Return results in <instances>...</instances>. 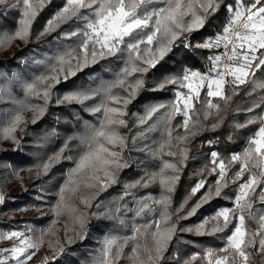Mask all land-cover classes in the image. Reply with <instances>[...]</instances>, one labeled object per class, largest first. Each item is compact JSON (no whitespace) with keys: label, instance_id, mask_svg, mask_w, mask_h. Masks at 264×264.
Returning a JSON list of instances; mask_svg holds the SVG:
<instances>
[{"label":"snow or ice","instance_id":"snow-or-ice-1","mask_svg":"<svg viewBox=\"0 0 264 264\" xmlns=\"http://www.w3.org/2000/svg\"><path fill=\"white\" fill-rule=\"evenodd\" d=\"M50 2L15 0L9 7L19 9L20 18L14 31L0 35V48L16 39L27 42L32 35L33 22ZM0 4H7V0H0ZM221 10L227 17L220 31L202 42L193 43V34L203 30ZM65 24L69 28L55 37L60 42V50L35 61L45 65V71L31 82H22L26 99L34 97L42 103L18 102L7 86L0 87V101L7 98L20 105L6 125L0 127V138L20 146L21 140L15 133L25 123L23 113L32 111V123L36 124L53 102L56 105H80L96 117V124L84 121L85 134L69 136L47 161L36 165L40 173L47 175L62 160L74 162L57 193V202L50 210L57 219L70 217L71 223L65 224L64 231H73L75 236L69 237L67 242L72 244L75 238L84 237L91 218L123 225V214L129 211H134L136 217L158 211L159 219L134 224L130 237L106 235L93 264H116L128 242L141 236L150 239L152 246L147 243L144 246L146 261L139 258V243L132 248L136 264H156L178 231L216 235L226 232L230 226V234L223 237L224 247L204 249L203 256L194 253L185 264L198 258L205 264H256L249 249H255L264 264V208L254 209L252 199L254 195L258 196L259 203L264 205V95L253 100L250 106L236 109L251 115L243 122L233 120L234 130L259 125L248 136L242 151L229 156L212 151L209 163L197 172L201 178L190 189L188 197L174 213L170 211L172 195L189 160V138L202 132H215L223 125L230 102L238 95L241 85H253L249 95L257 89L264 90V80L255 79L258 70L264 71V0H232L231 3L228 0H64L37 39L57 32ZM181 46L189 51H213L207 57L206 70L184 66L178 73L164 74L149 88L148 74L157 70ZM111 59L123 60L114 79L101 80L96 87H80L62 96L55 95L54 89L67 85L79 72ZM0 76L6 77V74L0 73ZM12 78L17 79V74L12 73ZM169 86L173 99L148 105L143 114L132 113L137 131L132 135L121 132V129H129L131 133L127 119L129 105L142 91H163ZM256 109L261 111L256 113ZM177 117L182 120L173 124ZM153 133H159V138H153ZM227 139L233 141L234 136L230 134ZM73 141H78L80 147L76 158L66 155L72 151ZM218 142L207 141L209 146ZM132 150L155 162V169H145L139 179L124 183L122 193L108 205L103 202L93 205L92 201L100 193L120 183V173L132 166L125 152ZM236 165H239L238 169L230 176ZM208 176L216 179L209 183ZM231 184H237L235 196L231 198L232 207L219 208L194 227L179 228L176 220L195 215L203 205L220 198ZM154 185L160 188L158 197L148 194L136 198L133 190ZM257 188H260L259 193ZM85 189L89 195L82 197L80 194ZM202 190L197 202L180 215L188 200ZM126 197H132L135 209L128 208ZM77 199L83 208L75 203ZM4 201L5 196L0 192V204ZM93 207L103 210L89 212ZM248 220L255 222V229L249 228ZM56 222L53 220L52 224ZM36 231L26 226L24 230L0 232V240L15 241L10 248H0V264H28L43 246L44 236L52 232V226L38 230V235ZM53 247L49 242V248ZM64 251L60 246L59 253ZM48 259L45 257V264Z\"/></svg>","mask_w":264,"mask_h":264},{"label":"trees","instance_id":"trees-1","mask_svg":"<svg viewBox=\"0 0 264 264\" xmlns=\"http://www.w3.org/2000/svg\"><path fill=\"white\" fill-rule=\"evenodd\" d=\"M229 3L232 0H228ZM53 9V8H52ZM49 11V13L45 14L44 9L40 11L37 19H40L41 22L43 19H46L47 16L52 14L53 10ZM18 10L11 11L10 14H15L14 17H18ZM227 14L223 10L217 13L214 17L211 18V21L206 27L198 33H194L193 43L202 42L208 36L213 35L217 31H220L223 24L226 22ZM11 18L8 19L7 26L14 25V20ZM37 22L36 20L32 25V32L35 30L41 29L43 27L42 23H39L38 28L36 29ZM69 28L68 24L63 25L57 32H54L50 35H46L40 37L39 39L28 40L21 48H19L14 54H17L21 57H27L29 54L33 56H44L47 53H56L60 50V42L55 39L56 36L59 35L60 32H63ZM7 30V29H6ZM42 30V29H41ZM9 32V30H8ZM218 51V50H217ZM213 51L210 50H197V51H189L181 48L177 49L175 54H173L170 58H166L164 62L160 66H158L157 70L148 74L147 80L149 88L154 86L157 80L162 78V76L166 73H178L180 69L184 66L200 69L201 71L206 70L208 66L207 57L212 55ZM123 66V60L111 59L108 61H102L100 64L87 68L83 72H79L76 77L70 79L67 85H61L58 88L54 89V91L62 90V91H71L80 87H96L99 86L101 80H112L114 79V74L119 71V69ZM16 67H21L20 64H17ZM34 68V67H33ZM32 68V69H33ZM27 70H23V72H27ZM101 73L102 77H99L98 74ZM29 73L27 72L25 75L27 76ZM97 74V75H96ZM97 77H96V76ZM99 77V78H98ZM255 79L264 80V71H257ZM253 85L251 83L241 85L238 89V95L234 96L230 105L228 107V111L225 114V119L223 125L218 128L215 132H202L198 134L194 138H189V160L187 161L186 166L183 168L181 172V178L176 185L175 192L172 195V205L170 211L173 213L175 209L179 207L181 203L184 202L185 198L188 197L190 189L194 186V184L201 177L197 175V172L202 169L206 164L209 163L210 153L212 151L219 152L222 156H229L233 152H240L245 146L246 140L248 136L252 135L256 129L259 127L258 124L250 125L249 127L236 131L232 128L233 120H238L243 122L247 115H251L248 113H244L243 111L237 112V108H246L251 105L252 101L259 98L261 95H264V90L257 89L256 92L249 95L248 93L252 91ZM12 96L17 98V95L12 93ZM173 91L172 87L169 86L167 89L163 91H142L138 98L133 101L132 104L129 105V116L127 117L129 121V128L132 130L129 133V129H121V132L127 135L135 134L137 128L134 127L135 117L132 113L143 114L145 108L148 105L167 102L173 99ZM7 99V98H6ZM6 104H14L11 100L7 99ZM29 104H37L38 101L30 100ZM42 103V102H41ZM91 104L92 102H88ZM261 109H256V113H259ZM255 114V113H252ZM59 117H61L59 119ZM56 118V119H55ZM182 120V117H177L176 120L173 121V124L178 123ZM84 121H88L92 124L97 123L96 117L90 115L89 113L83 110V107L80 105H56L54 102L50 103L44 116L41 117L36 124L32 122L27 123L23 126V130L16 131V137H20L21 145L17 146L19 148H15L14 150L5 149L0 153V158L6 156L10 159V161H17L21 168H32L36 159H32V156L29 154V148L35 149L36 144H32L31 141H34L33 135L35 139L44 142V147L48 152H50V156L52 155L51 150L56 148L57 139H53L57 133L53 135H43L38 137L40 132L45 131L46 127L49 125L58 126L60 130H69L75 133L84 134L86 132ZM208 123H211L209 121ZM41 134V133H40ZM59 134V133H58ZM57 134V135H58ZM233 135V141H229L227 137L229 135ZM80 135V134H79ZM59 136V135H58ZM153 138L158 139L159 133H153ZM2 140V138H0ZM5 140V139H4ZM48 140L50 143L47 144ZM208 140H218V143H215L211 146L207 143ZM10 141V140H8ZM46 141V143H45ZM25 148V149H24ZM53 151V150H52ZM72 154L74 158L78 157L80 154V149L74 147L72 149ZM138 156L140 161V167L132 170L136 173L137 177H141L144 174L145 169L151 171L155 169V162L151 161L148 157H146L143 153L137 152L135 150L126 151L125 156L129 157V155ZM171 159V158H169ZM66 164V165H65ZM132 164V163H130ZM73 166L74 162L70 160H66L64 166ZM138 166V165H137ZM239 165H236L229 175H232V172L238 169ZM72 168V167H71ZM53 169V168H52ZM51 169V171H52ZM58 169L54 171H50L47 175H43V178L47 181L51 179L61 178L62 183L66 178V170L67 168L62 169V174L60 176H54ZM128 169L123 170L122 172H127ZM65 172V175H64ZM120 173V179L124 176V174ZM51 177V178H50ZM58 179V180H59ZM60 179V180H61ZM216 179L215 176H208L207 180L209 183H212ZM247 179V174L243 178ZM36 180H39L37 178ZM43 180V179H40ZM44 181V180H43ZM243 182V181H240ZM38 183V182H37ZM120 184V183H119ZM114 185L109 188L107 191L100 193L93 201V205L96 203L103 202V205H108L110 201L113 200L114 197L119 196L123 189L121 185ZM63 185V184H62ZM59 186V185H58ZM60 188V187H59ZM237 184H231L229 187L223 190L222 196L220 198H214L210 203L203 205L195 215L188 217L187 219L176 220L174 216L173 219L176 220L180 229L194 227L199 222H201L206 216H210L214 214L216 210L221 207H232V200L235 196ZM47 191H43L42 199H37L38 203H43V205H47L44 213H41L35 217L27 216L16 218L11 216L14 211L18 210L23 212V210L18 208L21 204L28 203L27 208H32V204L37 202V200L32 196V194H27L28 196L22 195L21 201H18L20 197L16 195H10L11 201L8 204L7 198L6 203L0 204V229L11 230L13 229L20 220H26L33 222L34 226L38 229L48 228L52 224L53 220H57L55 225V230L52 229V232L46 234L44 236V240L49 247V242L53 244V248H49L56 252V257L54 259H49L48 264H93L95 258L99 256L100 249L102 247V242L106 235H115L121 238L130 237L132 235V228L134 224H144L146 222L151 223L155 219H159L158 211L152 214H146L144 217H136L134 215V211H129L123 214V219L125 223L123 225L118 224L115 221L107 220V219H96L91 218L90 222L87 225L86 233L84 237L75 238L72 244H69L68 238L74 237L75 233L73 231H68L65 233L64 227L66 223H71V219L68 216H61L57 219L54 214L50 211L51 208L57 202V194H53L50 192L47 187H45ZM32 190V189H31ZM136 193V198H140L145 196L146 194H151L153 196L160 195V188L158 185H154L147 189H138L133 190ZM256 192H260V188L256 189ZM203 194V190L201 193H198L196 196L192 197L188 200L187 205L185 206L184 212H181L180 215H184L188 209H190L199 199L200 195ZM81 195V194H80ZM83 195V194H82ZM81 195V196H82ZM16 196V197H15ZM16 198H18L16 200ZM252 199L255 201L254 209L264 208V205L259 203L258 196H253ZM78 199L75 201V203ZM21 202V204H18ZM34 202V203H33ZM125 202L127 203L128 208L135 209V203L132 197H126ZM123 203V202H122ZM49 204V205H48ZM18 206V207H17ZM78 206L83 208L82 204L78 203ZM103 208L97 209L93 207L89 209V212L102 211ZM7 214V215H5ZM10 214V215H9ZM66 221V222H65ZM250 229H255L256 224L252 220L247 221ZM211 227V224L208 225ZM231 227L224 232L218 233L216 235H198L194 231H178L176 235L173 237L172 241L169 243L167 249L162 253V259L156 261V264H185L186 260L194 253H200L203 256L204 249L213 248L220 249L224 247L225 240L223 237L227 236L231 232ZM59 242V243H57ZM139 243L141 245L139 258L140 260L146 261V254L144 253V246L147 243L149 247L152 246V241L143 236L139 237L136 241H129L128 244L123 249V254L119 261L116 264H136L135 259L133 258L132 248ZM62 246L65 251L61 254L59 253V247ZM249 251L253 252L254 259L256 264H261V257L256 254L255 249H249ZM153 257L155 258V251L152 252ZM190 264H205V261L201 259H197L194 261H190Z\"/></svg>","mask_w":264,"mask_h":264},{"label":"rangeland","instance_id":"rangeland-1","mask_svg":"<svg viewBox=\"0 0 264 264\" xmlns=\"http://www.w3.org/2000/svg\"><path fill=\"white\" fill-rule=\"evenodd\" d=\"M15 3V0H7V4H0V35H2L4 32H11L15 30V27L17 26V21L20 18V10L19 9H12L9 6L11 4ZM64 0H51L50 3H48L43 9L45 14L49 13V11H51V9L53 10L52 14H50V16H47L46 19H43V21L41 22L40 19H35L37 22V26L36 29L39 26V23L43 24V27L41 28L43 30L47 20H49L56 11H58V9L63 5ZM42 9V10H43ZM13 10H18V17L16 18H11L14 17L15 14H10L11 11ZM41 10V11H42ZM5 17L7 18V20H5ZM11 18L15 19L14 20V25H9L7 26V22L8 19ZM7 29V30H6ZM41 29L35 30L34 32H32V35L29 39L33 40L34 38L37 39L38 34L42 31ZM26 42L23 40H13L10 44L6 45L3 48H0V73H5V76H0V87H4L7 86L8 89L11 91V94H15L17 95L16 101L18 102H25V103H30L31 99L32 100H36L38 101V103L43 102L41 99H37L34 97H29L26 99L25 94H24V90H23V84L22 82H31V80L35 77L40 75L41 73H43L45 71V65H41V64H37L35 63V61L37 60H43L45 58V56H52L54 53H47L44 56H31L30 54L27 57H21L17 54H14L19 48H21ZM17 64H20L21 67H16ZM34 67V68H33ZM33 68V69H32ZM28 69V75L26 76L25 74L27 72H23V70H27ZM12 73H16L17 74V79H13L12 78ZM97 75V74H96ZM95 75V76H96ZM99 77L101 76V73L98 74ZM97 77V76H96ZM98 77V78H99ZM65 92L68 91H62V90H58V91H54L55 95H60L62 96ZM7 99L5 98L4 100L0 101V127H3L6 125L7 121L10 119L11 115L15 113V111L19 110V103H14V104H6ZM33 115L34 113L32 111H25L23 113L24 116V121L25 123H23L20 128L17 129V131H19L20 129L23 128V126H25L27 123L32 122L33 119ZM61 117H59L60 119ZM56 119V118H55ZM47 129H45V131L40 132L38 134V137L40 138V136L43 135H53L55 133H59L58 135L56 134L55 137H53V139H57L58 142L56 143V148L51 150V153L53 155V153L57 152L64 144V141L69 137L72 136L74 134H78L75 132H71V131H67V130H60L58 128V126H54V124L51 126L49 125V127H46ZM80 135H83L81 133H79ZM85 134V133H84ZM40 135V136H39ZM57 137V138H56ZM20 137H17V139H19ZM34 141H31L32 144H36L35 149H28L29 150V154L32 156V159H36L37 163L35 162L33 166H31L32 168L31 171H29V168H21V165L17 164L19 162L17 161H10V159L6 156H3L2 158H0V192H2L5 196V201L3 203V205L6 203V198L8 201V204H10V199L12 195H16L19 198L18 201H21V197L22 195L24 196H28L27 194H32V196L37 197L35 198L40 199L38 197H43V191H47L45 189V187L48 188V190H50V192H53V194H57L59 191V187H61L62 184H64L65 179L63 181V183L61 182L62 179L60 180L59 178L57 179H51L50 181L45 182L46 180L43 178L42 173H40V170L37 169L36 165L40 164L42 162L47 161L48 157H50V152H48L46 150V148L44 147V142L39 141L38 139H35L34 135H33ZM46 143V141H45ZM50 143V140H48L47 144ZM72 149H74V147H77L80 149L79 147V142L78 141H73L71 144ZM12 149L14 150L15 148H19L17 147L16 144H14L11 140H4V139H0V153H2V151H4L5 149ZM25 149V148H24ZM66 155H71L73 156L72 152H67ZM74 157V156H73ZM128 161L129 163H132L131 167L128 168L127 172H122V174H124V176L120 179V184L121 188L123 189V184L126 182H132L134 180L139 179L140 177H137L136 173L132 170L133 168L136 167L139 168L140 167V161L141 159L138 158L137 155H135L133 153V155H129ZM66 160H62L59 164H56L52 171L58 169L55 173L54 176H60L62 174V169L63 168H67L66 170V176L68 173V170L73 167L72 165L69 166H64ZM72 161V160H70ZM66 165V164H65ZM138 165V166H137ZM51 171V172H52ZM18 173V175H17ZM65 175V172H64ZM37 178H39V180H36ZM51 178V177H50ZM43 179V180H40ZM59 179V180H58ZM38 182V183H37ZM59 185V186H58ZM32 189V190H31ZM27 193V194H26ZM83 194V195H82ZM82 197H86L89 195V191L87 189H85L82 193ZM147 195V194H146ZM15 196V197H16ZM138 197V196H136ZM18 198H16L17 200ZM139 199V198H137ZM34 203V202H33ZM79 200L76 202V204L78 205ZM18 204H21V202H18ZM80 204V203H79ZM28 203H24L21 204L18 208L20 209H28L27 208ZM34 208L29 209L28 211H14L13 214H11V216H14L16 218H20V217H27V216H32L35 217L36 214L38 213H44L46 210L47 205H43V203H38L35 202L34 204H32ZM49 205V204H48ZM41 209V210H38ZM7 215V214H5ZM10 215V214H9ZM8 216V215H7ZM66 222V221H65ZM16 226L14 227L15 229H11L9 231H14V230H24L26 228V226H33V228L35 227L33 222L31 221H26V220H20L18 223L16 222ZM70 224V223H69ZM52 229L55 230V225H51ZM2 230V231H1ZM1 232H6V230L4 229H0ZM7 231V232H9ZM31 234V233H29ZM2 241L5 240H0V243ZM14 241V240H13ZM15 242V241H14ZM43 249V246L40 248V250L36 253V255L34 256L36 259L39 261V258H43V260H45L46 255H44L43 253H41L40 251ZM43 252V251H42ZM50 254H47L48 258H51Z\"/></svg>","mask_w":264,"mask_h":264},{"label":"crops","instance_id":"crops-1","mask_svg":"<svg viewBox=\"0 0 264 264\" xmlns=\"http://www.w3.org/2000/svg\"><path fill=\"white\" fill-rule=\"evenodd\" d=\"M32 208H34V207H32ZM32 208L25 209V210H23V212L26 211V210L28 211L29 209H32ZM38 210H41V209H38ZM39 214H41V213H38L35 216H37ZM31 227L33 228V226H31ZM13 229H15V228H13ZM33 229L37 230L35 234L38 235L39 234V231L38 230H40V228L37 229L36 227H34ZM7 231H9V230H6V232ZM13 243H14L13 240H5V241H2L0 243V248H10ZM40 252L43 253L44 255H46V257H47V254L52 255V256H50L51 258H49V259H53V258L56 257V252L54 250L51 251V249H49V247L46 244V241L45 240H44V243H43V249ZM5 255H7V253H5ZM35 259L36 258L33 257L32 260L28 261V264H45V260H43V258H39V261L38 260H35ZM9 264H14V262H9Z\"/></svg>","mask_w":264,"mask_h":264}]
</instances>
